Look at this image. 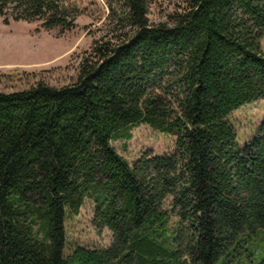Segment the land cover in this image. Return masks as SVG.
<instances>
[{
	"label": "trees",
	"instance_id": "1",
	"mask_svg": "<svg viewBox=\"0 0 264 264\" xmlns=\"http://www.w3.org/2000/svg\"><path fill=\"white\" fill-rule=\"evenodd\" d=\"M116 4L129 27L95 37L73 81L0 90V264H169L181 235L191 261L264 264V118L243 146L230 119L264 97V0H188L173 24L151 23L148 0ZM75 8L0 0L6 23L62 30ZM141 123L175 149L129 162L112 141ZM87 198L112 242L66 254Z\"/></svg>",
	"mask_w": 264,
	"mask_h": 264
},
{
	"label": "rangeland",
	"instance_id": "2",
	"mask_svg": "<svg viewBox=\"0 0 264 264\" xmlns=\"http://www.w3.org/2000/svg\"><path fill=\"white\" fill-rule=\"evenodd\" d=\"M75 8L72 28L62 30L60 26H40L39 19H11L6 23L0 15V90L13 91L44 79L54 85H62L76 78L81 55L91 46L95 37L118 32L120 27H129L120 19L123 10L116 0H70ZM188 0H148V17L151 23L173 24L177 11H181ZM264 50V36L261 40ZM264 118V97L244 103L235 109L230 119L238 133V144H243L256 133ZM116 150L129 162L142 153H168L175 149V136L159 131L147 123L132 129L131 138L112 141ZM79 211L70 214L66 228L64 253L70 254L78 245L87 248L107 247L112 242V231L108 226H96L93 222L94 203L85 199ZM165 204H168V199ZM176 216L173 217V221ZM187 236L176 240L179 258L169 264H200L191 261L186 248ZM258 247H264V231L255 236ZM219 264V263H215Z\"/></svg>",
	"mask_w": 264,
	"mask_h": 264
}]
</instances>
